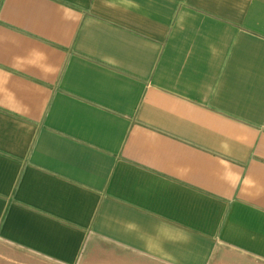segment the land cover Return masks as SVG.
<instances>
[{"label":"crops","instance_id":"crops-1","mask_svg":"<svg viewBox=\"0 0 264 264\" xmlns=\"http://www.w3.org/2000/svg\"><path fill=\"white\" fill-rule=\"evenodd\" d=\"M0 264H264V0H0Z\"/></svg>","mask_w":264,"mask_h":264}]
</instances>
